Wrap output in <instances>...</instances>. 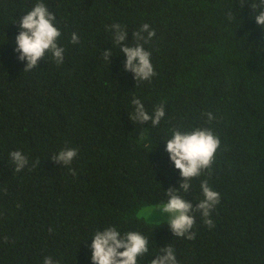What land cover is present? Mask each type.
Instances as JSON below:
<instances>
[{
	"label": "trees",
	"instance_id": "obj_1",
	"mask_svg": "<svg viewBox=\"0 0 264 264\" xmlns=\"http://www.w3.org/2000/svg\"><path fill=\"white\" fill-rule=\"evenodd\" d=\"M36 2L0 0V264L47 256L92 264L90 239L110 225L148 238L138 264L167 245L179 264H264V30L251 19V0H44L65 60L49 54L24 71L15 37ZM114 23L128 30L129 46L152 53L150 80L124 70ZM144 23L156 32L147 43L133 35ZM110 48L111 64L102 56ZM133 97L149 115L163 105L158 125L130 118ZM197 128L211 129L220 146L184 192L166 141ZM66 148L78 149L70 166L50 159ZM16 150L29 161L19 172L9 155ZM204 180L220 194L213 227L194 213L191 238L177 237L168 220L138 215L166 203L173 187L195 206Z\"/></svg>",
	"mask_w": 264,
	"mask_h": 264
},
{
	"label": "clouds",
	"instance_id": "obj_2",
	"mask_svg": "<svg viewBox=\"0 0 264 264\" xmlns=\"http://www.w3.org/2000/svg\"><path fill=\"white\" fill-rule=\"evenodd\" d=\"M248 0H242V6ZM251 19L264 30V0H251ZM55 13L49 10L44 0H37L35 5L22 15L19 23L20 31L15 37V51L19 54L21 62L26 61L24 71L32 70L39 66L42 59L49 54L57 64H63L65 60V48L59 46L62 33L57 26ZM112 43L120 46V53L126 56L124 70L133 73L137 81H147L156 75L151 61L152 53L146 50L144 44L129 46L128 30L119 23L110 26ZM147 33V39L144 37ZM136 40H148L156 36L155 30L149 23H144L140 29L133 33ZM79 36L73 32L71 43L78 44ZM112 48L102 53L103 58L111 64ZM135 106L130 118L135 122L151 121L153 126L160 123L165 116L163 105L157 106L152 115L146 111L141 99L133 97L131 101ZM209 121L214 117L207 114ZM220 146V140L213 131L208 128H197L191 132L175 130L172 137L166 141V151L175 168L180 171L182 181L180 189L188 192L190 181L208 169L214 159V155ZM10 159L14 164V170L19 172L29 163L27 156L19 150L10 152ZM78 155V149H62L50 159L53 162L70 166ZM74 171V170H73ZM203 199L195 206L190 201L178 194L173 187L166 190L169 197L166 203L161 205L163 213L167 214L168 224L174 236L191 238L190 230L195 224L194 213H199L205 224L210 228L214 226L211 219L213 209L220 203V194L209 186L207 180L201 182ZM91 240L92 264H138V258L149 252V240L139 231H120L115 225L97 229ZM162 255L157 256L151 264H179L174 248L167 245L161 249ZM43 264H59L53 257L47 256Z\"/></svg>",
	"mask_w": 264,
	"mask_h": 264
},
{
	"label": "rangeland",
	"instance_id": "obj_3",
	"mask_svg": "<svg viewBox=\"0 0 264 264\" xmlns=\"http://www.w3.org/2000/svg\"><path fill=\"white\" fill-rule=\"evenodd\" d=\"M161 205L162 204L145 205L139 210L138 215L149 222L158 223L167 221L169 217L162 212Z\"/></svg>",
	"mask_w": 264,
	"mask_h": 264
}]
</instances>
